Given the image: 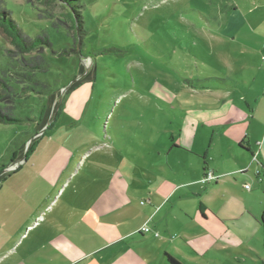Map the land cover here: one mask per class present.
<instances>
[{"label":"rangeland","instance_id":"obj_1","mask_svg":"<svg viewBox=\"0 0 264 264\" xmlns=\"http://www.w3.org/2000/svg\"><path fill=\"white\" fill-rule=\"evenodd\" d=\"M0 2L26 35L47 36L51 43L43 52L47 69L36 71L32 82L0 29V79L17 88L14 113L22 119L0 124V172L34 139L38 145L46 138H41L46 128L38 126L46 114L55 120L49 133L66 132L77 119L91 117L103 135L124 128L121 145L151 152L153 163L173 162L178 154L186 156L178 153L184 129L198 134L196 149L211 147L219 121L225 122L212 116L215 105L225 110L234 97H252V88L264 87V0H79L81 37L71 28L67 4ZM195 118L198 123L190 120ZM85 129L74 131L89 135ZM251 173L244 182L254 186L258 178ZM237 190L248 189L239 184ZM256 243L231 254L222 251V258L228 264H261L249 252L264 251L263 242ZM174 258L206 264L198 256Z\"/></svg>","mask_w":264,"mask_h":264},{"label":"crops","instance_id":"obj_2","mask_svg":"<svg viewBox=\"0 0 264 264\" xmlns=\"http://www.w3.org/2000/svg\"><path fill=\"white\" fill-rule=\"evenodd\" d=\"M252 92L211 110L225 120L211 147L196 149L198 134L184 129L186 156L166 164L121 145L124 128L103 135L89 117L49 133L53 117L44 141L0 172V264H228L222 251L264 245V87ZM207 169L216 181L202 182ZM251 172L258 179L239 193ZM249 252L264 264V251Z\"/></svg>","mask_w":264,"mask_h":264},{"label":"trees","instance_id":"obj_3","mask_svg":"<svg viewBox=\"0 0 264 264\" xmlns=\"http://www.w3.org/2000/svg\"><path fill=\"white\" fill-rule=\"evenodd\" d=\"M57 1L70 6L73 17L74 30H78L79 36L83 32V17L81 10L77 2L79 0H46L54 7L57 5ZM75 2V3H74ZM0 29L4 32L9 42L17 49L21 55L19 66L23 69L30 71V73H23L25 76L33 82L36 78V71H43L47 69L46 60L43 56L44 46H50L51 43L47 36H37L32 38L26 35L18 26L17 22L13 19L9 10L2 7L0 2ZM27 55V56H26ZM18 67V66H17ZM73 87V86H72ZM20 96L17 88L10 82L4 79H0V124H15L22 121L14 113L16 108V101ZM57 106V105H56ZM49 112V111H48ZM47 112V113H48ZM46 114V118L41 120L38 124L39 130L47 126V123L51 120ZM49 126H47L48 128ZM34 141L31 142L28 149L25 152V157L33 150ZM3 177V175L1 176ZM168 260L172 264H180L174 257L168 255Z\"/></svg>","mask_w":264,"mask_h":264},{"label":"built area","instance_id":"obj_4","mask_svg":"<svg viewBox=\"0 0 264 264\" xmlns=\"http://www.w3.org/2000/svg\"><path fill=\"white\" fill-rule=\"evenodd\" d=\"M19 163H15L13 165H11L9 168H7V171H12L14 169L17 168ZM218 175L215 174V172L213 170H210V169H207L205 170V173H204V176L202 177V182L203 183H207V182H214L218 179ZM245 187L247 189H251V186L249 184H246ZM38 223V220L36 221V224ZM142 232H149L150 231V228L149 226L145 225L142 227L141 229ZM158 235V234H156Z\"/></svg>","mask_w":264,"mask_h":264}]
</instances>
